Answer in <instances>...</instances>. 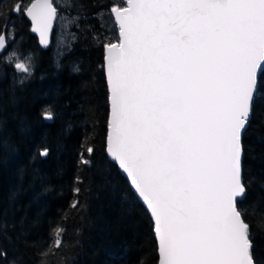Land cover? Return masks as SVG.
I'll return each mask as SVG.
<instances>
[{"label":"snow or ice","instance_id":"obj_1","mask_svg":"<svg viewBox=\"0 0 264 264\" xmlns=\"http://www.w3.org/2000/svg\"><path fill=\"white\" fill-rule=\"evenodd\" d=\"M24 11L47 44L53 0ZM109 12L107 151L151 210L159 264H257L237 200L242 137L264 91V0H125ZM6 43L0 34V51Z\"/></svg>","mask_w":264,"mask_h":264},{"label":"trees","instance_id":"obj_2","mask_svg":"<svg viewBox=\"0 0 264 264\" xmlns=\"http://www.w3.org/2000/svg\"><path fill=\"white\" fill-rule=\"evenodd\" d=\"M31 1L0 0V26L7 25L0 34L9 51L29 56L30 67L22 72L0 53V264H157L152 219L106 154L104 50L118 38L109 12L115 2L56 6L73 19V40L54 60L30 33L23 12ZM15 3L23 6L18 14ZM242 143L246 195L237 207L264 264V91Z\"/></svg>","mask_w":264,"mask_h":264},{"label":"rangeland","instance_id":"obj_3","mask_svg":"<svg viewBox=\"0 0 264 264\" xmlns=\"http://www.w3.org/2000/svg\"><path fill=\"white\" fill-rule=\"evenodd\" d=\"M114 1L116 6H125V0H111ZM57 7H64L68 4V0H53ZM73 19L70 18L66 13L57 15L55 29L51 41V52L54 60H58L63 54L67 53L72 44L73 32L71 30ZM6 50V51H4ZM1 51L2 55L10 62L24 63L29 67V56L17 55L7 49ZM24 72L22 69H20ZM30 70V67H29ZM29 72V71H28ZM26 73V72H25Z\"/></svg>","mask_w":264,"mask_h":264},{"label":"water","instance_id":"obj_4","mask_svg":"<svg viewBox=\"0 0 264 264\" xmlns=\"http://www.w3.org/2000/svg\"><path fill=\"white\" fill-rule=\"evenodd\" d=\"M31 2H32V1H31ZM31 2L27 5V7L30 6ZM53 4H54V3H53ZM54 6H55V5H54ZM13 13H15V12H13ZM23 15H24V17L27 19V21L29 22V25H30V33L36 37V39H37V43H38L39 47H40L42 50H47V49H49V47H50V45H51L52 35H53L54 29H55V24H56V19H57V17H56V19L53 21L51 31H50L49 34H48V43L45 44V43H42V42H41V38H40L39 33L33 30V29H34V24H33L32 20H31V18L28 17V16L26 15V12H25V11L23 12ZM111 16H112V15H111ZM112 18H113V17H112ZM113 21H114V18H113ZM114 23H115V21H114ZM115 25H116V23H115ZM116 27H117V25H116ZM0 53H1V51H0ZM106 55H107V51H106V47H105V50H104V70H105V78H106V82H107ZM107 87H108V94H109V100H108V101H109V115H108V131H107V137H108V134H109V131H110V129H109V123H110V87H109L108 82H107ZM43 118H44V120H45L46 122H50V121H51V116H50V115H44ZM107 137H106V154H107L108 158H109L112 162H114V163L116 164L118 170H119V171L121 172V174L127 179L129 185L131 186V189L133 190V192L136 194V196L138 197V199L141 201V203L144 205V207H145L146 210L148 211V213H149V215H150V217H151V219H152V222H153V224H154V217L151 215V210L147 207V203L143 200V198L139 196L137 190L135 189V186L132 185V183H131V178L127 175V173H126V172H125V171L119 166L118 162L115 161V159H114V158L111 156V154L107 151V147H108V144H107ZM44 152H46V151L41 152V156H42L43 158L46 157V155H43V154H42V153H44ZM239 199H240V198H238V200H239ZM154 232H155V231H154ZM155 237H156V242H157V254H158V263H157V264H159L160 256H159V251H158V236H157L156 233H155Z\"/></svg>","mask_w":264,"mask_h":264},{"label":"bare ground","instance_id":"obj_5","mask_svg":"<svg viewBox=\"0 0 264 264\" xmlns=\"http://www.w3.org/2000/svg\"><path fill=\"white\" fill-rule=\"evenodd\" d=\"M52 37H53V35H52Z\"/></svg>","mask_w":264,"mask_h":264}]
</instances>
